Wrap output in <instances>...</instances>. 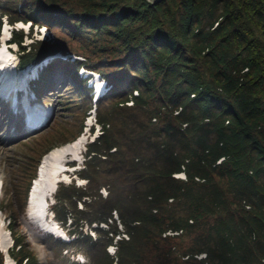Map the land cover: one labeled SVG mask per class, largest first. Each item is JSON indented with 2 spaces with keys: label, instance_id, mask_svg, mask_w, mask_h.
I'll list each match as a JSON object with an SVG mask.
<instances>
[{
  "label": "trees",
  "instance_id": "trees-1",
  "mask_svg": "<svg viewBox=\"0 0 264 264\" xmlns=\"http://www.w3.org/2000/svg\"><path fill=\"white\" fill-rule=\"evenodd\" d=\"M0 14L47 25L54 35L29 50L15 31L24 65L56 53L85 59H56L47 70L73 73L77 86L59 101L74 111V127L37 140L20 171L24 199L40 156L82 129L92 107L79 67L112 85L97 104L104 134L80 174L88 185H62L56 194L57 218L66 224L70 215L78 234L72 244L51 238L58 257L73 247L89 264H264V59L253 29L264 30V0H0ZM94 53L111 60L103 65ZM181 172L186 179L175 176ZM114 211L129 238L112 257ZM19 215L10 254L18 264H41L15 230ZM101 222L110 230L97 228L96 239L84 233L85 223Z\"/></svg>",
  "mask_w": 264,
  "mask_h": 264
},
{
  "label": "rangeland",
  "instance_id": "rangeland-1",
  "mask_svg": "<svg viewBox=\"0 0 264 264\" xmlns=\"http://www.w3.org/2000/svg\"><path fill=\"white\" fill-rule=\"evenodd\" d=\"M178 2L180 3V0H178ZM178 7L179 6L177 4H174L172 6V11H175L174 15L177 16V18H179L176 14V10L178 9ZM240 10L242 11V20H246L247 22L250 21V16L244 10L243 6H241ZM174 15L168 14L170 18H172ZM256 21L257 19L255 20V22ZM253 29L257 35H261L259 39L260 48L256 51L259 53L258 56L261 59H264V30L262 31V33L258 31L257 27ZM48 38L49 42H54V38L51 37V34H49ZM93 55L95 58L94 60L96 62H102L103 65L106 64L108 60H111V58H108L107 55L105 56L102 53H94ZM113 69V66H107V71H112ZM67 76V74H57L55 78H50L53 88L51 90H48V92H52V96H49L48 93H45V95L43 97H40L39 100L43 101L47 105H53L57 109V112L48 127L33 135H26L24 126L22 127L21 125V119L16 120V117L13 118L12 116H10L8 107L4 104H0V113H2V117H0V178L2 180V191L0 192V219H2L3 222L5 221V224H3V226L5 225L6 229L9 228V218L12 219V221L15 218L14 212L11 215L10 209H12L13 211H18L19 209H21V201L15 194V188L19 178V171H21V169H23L27 165V159L30 158V150L34 143V139L32 137L40 134H46V132L53 128L56 122H64L66 119L70 118V113L68 111H62L60 109L56 95L68 88ZM71 83L73 82H70L69 86L72 85ZM17 122H20L18 125L22 128L21 130L14 131V123ZM70 125L71 124H68V126ZM8 197H11L10 202H8ZM2 206H4V208ZM17 223H21V226L16 227L15 230L26 235L27 240L37 250L41 259V264H75L66 261V258L64 257H58L56 255V252L54 251L55 245L53 242H51L48 234L42 233L33 228L30 224H27L26 216L22 215V213L20 214ZM59 225L64 229V231L72 229V227H69L68 225ZM72 239H74V237H72ZM69 254L71 255V250ZM69 254L67 253L65 256L68 257ZM77 258L80 259V257ZM85 260L87 262V258H85Z\"/></svg>",
  "mask_w": 264,
  "mask_h": 264
},
{
  "label": "bare ground",
  "instance_id": "bare-ground-1",
  "mask_svg": "<svg viewBox=\"0 0 264 264\" xmlns=\"http://www.w3.org/2000/svg\"><path fill=\"white\" fill-rule=\"evenodd\" d=\"M12 63L11 55L4 54L0 51V67L4 68L7 76L14 74L13 69L10 67ZM28 73L16 74L10 82L4 86V91L8 90L9 87L15 85L14 81H21L25 78ZM10 90V89H9ZM44 107L36 106L29 109V120L34 123L41 117V112ZM85 136L79 141L71 144L58 147L51 151L47 156H45L41 166L40 174L35 179L33 188L30 194V203L27 208L28 219L32 220L34 224L43 226L46 229L52 231L60 232L57 228V224L52 221L45 219L46 206L48 198L53 196L55 187L62 180H68V175L65 173L69 167L66 164L67 161L77 159L80 157V149L82 143L85 141ZM1 184V182H0ZM2 222V219H0ZM11 244L7 229L4 226H0V246L6 251ZM8 253V252H7ZM6 264H14L11 257L7 256Z\"/></svg>",
  "mask_w": 264,
  "mask_h": 264
},
{
  "label": "water",
  "instance_id": "water-1",
  "mask_svg": "<svg viewBox=\"0 0 264 264\" xmlns=\"http://www.w3.org/2000/svg\"><path fill=\"white\" fill-rule=\"evenodd\" d=\"M149 1L154 2V3H157V2H160L162 0H149Z\"/></svg>",
  "mask_w": 264,
  "mask_h": 264
}]
</instances>
